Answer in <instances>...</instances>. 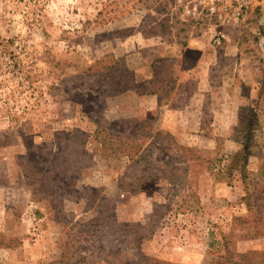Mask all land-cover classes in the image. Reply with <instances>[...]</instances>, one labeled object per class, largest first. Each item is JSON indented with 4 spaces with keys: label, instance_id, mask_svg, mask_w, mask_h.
Instances as JSON below:
<instances>
[{
    "label": "rangeland",
    "instance_id": "374dc122",
    "mask_svg": "<svg viewBox=\"0 0 264 264\" xmlns=\"http://www.w3.org/2000/svg\"><path fill=\"white\" fill-rule=\"evenodd\" d=\"M180 4L0 0V264L264 262V0Z\"/></svg>",
    "mask_w": 264,
    "mask_h": 264
},
{
    "label": "built area",
    "instance_id": "2783aa9c",
    "mask_svg": "<svg viewBox=\"0 0 264 264\" xmlns=\"http://www.w3.org/2000/svg\"><path fill=\"white\" fill-rule=\"evenodd\" d=\"M258 0H181L180 12L189 22L198 25L211 46L225 39L224 25H238Z\"/></svg>",
    "mask_w": 264,
    "mask_h": 264
},
{
    "label": "trees",
    "instance_id": "16d2710c",
    "mask_svg": "<svg viewBox=\"0 0 264 264\" xmlns=\"http://www.w3.org/2000/svg\"><path fill=\"white\" fill-rule=\"evenodd\" d=\"M263 193H264V183L261 186H259L257 191L252 192L250 194H247V196L245 198V199H247L246 205L249 206V204H251L250 201L248 200V198L250 199L253 195H255L256 196L255 201H259L262 198ZM262 219H263V216H261L260 214L254 215V212L251 214H248L246 217H236L235 218V220H239L243 223L254 221L255 223H260L262 225V228H256V227L255 228L253 227L251 229L248 228L250 231L248 233H250V234L247 233V235H249L251 237H257V236H263L264 235V230H262L264 228V220H262ZM226 252L229 253L230 255L234 254V253H230V251L227 248H226ZM254 253L255 252H253V251H247L244 253H235L238 255V260H233V261L227 260L223 263H225V264H264V262H261L263 260H253L252 259V256Z\"/></svg>",
    "mask_w": 264,
    "mask_h": 264
},
{
    "label": "crops",
    "instance_id": "0c3cea01",
    "mask_svg": "<svg viewBox=\"0 0 264 264\" xmlns=\"http://www.w3.org/2000/svg\"><path fill=\"white\" fill-rule=\"evenodd\" d=\"M240 24H241V23H240ZM240 24H238V25H240ZM238 25H235V26L231 27V28H230L231 30H230L229 32L232 33V29H234V28H235L236 26H238Z\"/></svg>",
    "mask_w": 264,
    "mask_h": 264
},
{
    "label": "water",
    "instance_id": "95a60500",
    "mask_svg": "<svg viewBox=\"0 0 264 264\" xmlns=\"http://www.w3.org/2000/svg\"><path fill=\"white\" fill-rule=\"evenodd\" d=\"M262 11H263V19H264V5H263V8H262ZM263 19H262V20H263Z\"/></svg>",
    "mask_w": 264,
    "mask_h": 264
}]
</instances>
